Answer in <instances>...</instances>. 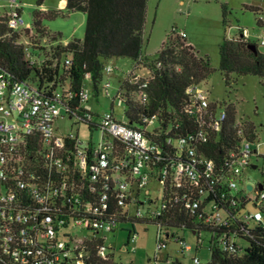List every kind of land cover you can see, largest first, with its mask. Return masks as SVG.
I'll return each instance as SVG.
<instances>
[{
	"label": "built area",
	"instance_id": "2783aa9c",
	"mask_svg": "<svg viewBox=\"0 0 264 264\" xmlns=\"http://www.w3.org/2000/svg\"><path fill=\"white\" fill-rule=\"evenodd\" d=\"M8 2L7 24L26 33L27 40L17 41L26 58L41 72L54 68L59 59L55 49L70 41L58 36L49 44L47 38L29 39L33 24L25 22L18 0ZM175 31L187 36L184 30ZM252 36L264 47V35H252L241 26L228 38L252 42ZM71 64L72 54L62 56L59 73L67 74ZM138 68L145 67L134 62L110 110L101 112L89 101L96 97L99 102L101 93L111 95L110 74L116 69L112 63L103 66L107 77L98 92L89 86L90 73L75 91L68 80L42 86L13 81L0 64V258L11 264H92L88 243L101 240L97 256L113 262L108 234L121 222L147 218L158 227V250L173 241L182 253L195 251L193 264H219L212 262L209 240L224 251H242L254 236L251 230L264 225V183L249 189L242 176L246 168H257L253 156L262 157L264 142L257 140L255 128L247 121H230L228 105L211 101L202 82H192L185 90L183 109L192 118L189 124L171 107L153 110V74L147 69L149 74L141 75ZM124 80L130 86L123 87ZM75 97L77 104L72 103ZM116 102L124 107L126 121L115 117ZM63 110L88 127L87 140L79 129L58 132L55 123ZM218 142H226L225 151L215 158L206 145ZM152 179L161 183L156 198L148 186ZM174 208L190 213L196 245L173 231L188 229L185 223L176 228L162 219ZM208 227L220 232L204 231ZM203 232L210 234L206 246ZM137 238L132 225L124 249ZM204 247L210 249L207 262L198 255ZM152 261L178 263L170 254L158 253Z\"/></svg>",
	"mask_w": 264,
	"mask_h": 264
},
{
	"label": "trees",
	"instance_id": "16d2710c",
	"mask_svg": "<svg viewBox=\"0 0 264 264\" xmlns=\"http://www.w3.org/2000/svg\"><path fill=\"white\" fill-rule=\"evenodd\" d=\"M43 0H38L42 4ZM148 0H66V8L69 11H82L86 15V29L82 39H73L68 46H58L55 56H58L57 65L54 68L44 67L41 72L39 68L31 64L26 58L23 45L17 41L21 40L22 32L13 30L7 24V9L0 17V64L8 71L13 81H30L32 84L42 86L44 83L56 79L65 81L75 91H79L85 84V74L90 73L92 88L96 92L104 77V61L114 57H129L138 66L150 70L153 77L150 79L151 108L166 109L171 107L176 114L189 124L191 116L183 109L185 90L192 82H201L213 71L209 59L199 54L195 46L187 38L176 34L175 28L172 33L175 39L169 36L162 45L156 58H146L142 54L144 44V28L146 23ZM259 11V10H257ZM56 13H44L37 11L32 13L34 29L46 35L43 18ZM223 22L227 24V9L223 5ZM261 23L262 19L259 18ZM59 37L60 35L57 34ZM52 36L51 38H57ZM250 43L257 47L252 50ZM256 41L232 40L224 38L220 43V65L219 68L224 75L225 82L230 83L231 74L238 75L255 74L264 77V52L258 49ZM72 54V64L67 74H60V59L62 56ZM52 64V61H48ZM181 66V70L176 67ZM63 69V67H62ZM56 77V78H55ZM123 87L130 86L128 80L122 82ZM74 104L79 98L72 100ZM230 121L235 120V108L228 105ZM173 123V122H172ZM250 129L254 125L248 122ZM222 141V140H221ZM225 143H208L206 152L215 157H221L225 151ZM167 223L174 225L185 223L186 228L191 226L192 218L187 210L174 208L162 216ZM153 224L147 218L131 221L133 226L137 223ZM128 231L130 229H127ZM217 231L205 228L204 231ZM115 231V230H114ZM249 238L248 247L236 252L224 251L213 239L209 240L211 245V258L213 263L219 264H264V225L255 226ZM100 241L89 242L90 260L92 264H116L110 261L103 262L96 254L97 245ZM0 264H11L4 257L0 258Z\"/></svg>",
	"mask_w": 264,
	"mask_h": 264
},
{
	"label": "rangeland",
	"instance_id": "374dc122",
	"mask_svg": "<svg viewBox=\"0 0 264 264\" xmlns=\"http://www.w3.org/2000/svg\"><path fill=\"white\" fill-rule=\"evenodd\" d=\"M66 0H43L38 4V0H18L22 11V16L26 23L32 24V13L43 11L44 13H56L52 16L43 18V25L46 29V35L33 31L29 37L31 40L47 43L53 42L52 36L59 34L61 41H72L73 39H82L86 29V15L82 11H69L64 2ZM8 0H0V17L9 9ZM223 5L227 9V24L223 22ZM259 10V11H257ZM264 20V0H148L146 23L144 28V44L142 54L144 57L156 58L162 48L163 42L171 36L173 28L184 30L187 38L200 55L209 59L213 71L207 78L201 80V84L210 92V100L219 102L223 105H233L235 108V119L247 121L254 125L257 140L264 142V77L255 74L238 75L231 74L230 83L227 84L224 79L220 65V43L224 38L234 36L238 27L248 28L252 35L264 34V26L258 22V19ZM22 32V31H21ZM26 33L22 32V40H27ZM255 41V37L252 36ZM257 42V41H256ZM47 47V52L49 53ZM258 49L264 52V47L258 45ZM43 57V55H41ZM112 63L115 71L110 74L112 80L111 95L100 94L99 102L96 97L90 99L94 110L101 112L110 110L111 99L114 97L123 77L132 69L134 60L129 57H114L107 59L104 64ZM141 75H148L145 68L136 69ZM104 77H107L104 74ZM102 85V82H101ZM92 88V83L89 82ZM115 117L119 121H126L124 107L115 103ZM59 133H68L70 131H80V137L87 140L91 132L85 124L78 123L77 118H71L65 110L61 117L55 123ZM151 128V127H150ZM97 135L94 133V136ZM253 163L257 168L248 167L243 173V184L264 183V145L262 146V157L253 156ZM149 188L152 197L160 196L161 183L154 179L149 182ZM252 194L253 192H249ZM148 206L143 207V213H146ZM132 229L131 222H121L115 232L109 233L106 242L112 244L113 262L116 264H158L152 259L158 253L166 257L170 254L178 263L161 262L160 264H193L192 257L195 251L182 253L180 244L168 241L166 247L162 250L157 249L158 227L153 224L137 223L136 231L138 238L129 242L126 249L129 231ZM181 236L185 235L186 240L192 245H196L197 236L190 229H173ZM205 246L208 245L210 234L203 232ZM245 243V241L239 240ZM203 262H207L210 257V249L204 247L198 253ZM165 261V260H164Z\"/></svg>",
	"mask_w": 264,
	"mask_h": 264
},
{
	"label": "water",
	"instance_id": "95a60500",
	"mask_svg": "<svg viewBox=\"0 0 264 264\" xmlns=\"http://www.w3.org/2000/svg\"><path fill=\"white\" fill-rule=\"evenodd\" d=\"M249 47H250L252 50H256V49H257V47H256V45H255L254 43H250V44H249ZM254 167H256V166H254ZM248 188H249V189H252V188H253V184H251V183L248 184ZM259 188H260V189L263 188L262 184L259 185Z\"/></svg>",
	"mask_w": 264,
	"mask_h": 264
},
{
	"label": "crops",
	"instance_id": "0c3cea01",
	"mask_svg": "<svg viewBox=\"0 0 264 264\" xmlns=\"http://www.w3.org/2000/svg\"><path fill=\"white\" fill-rule=\"evenodd\" d=\"M64 5L66 6V1L64 2ZM262 25L264 26V20H262ZM254 35H264V34H254ZM188 37V36H187ZM191 43V42H190Z\"/></svg>",
	"mask_w": 264,
	"mask_h": 264
}]
</instances>
